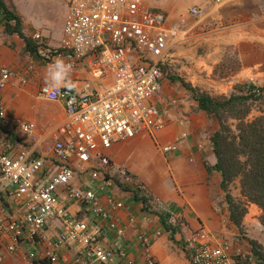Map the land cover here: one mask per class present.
Returning a JSON list of instances; mask_svg holds the SVG:
<instances>
[{"label":"built area","instance_id":"obj_1","mask_svg":"<svg viewBox=\"0 0 264 264\" xmlns=\"http://www.w3.org/2000/svg\"><path fill=\"white\" fill-rule=\"evenodd\" d=\"M160 0H67L61 36L56 45L46 43L39 32L31 35L32 58L17 68L0 57V89L11 78L26 83L38 64L47 67L62 57L91 77L81 85L60 86L53 93L47 84L38 95L61 101L65 118L54 132L51 144L37 153L35 139L15 151L4 148L0 132V194L7 195L14 210L0 213V262L24 243L28 264H132L129 243L115 210L124 202L113 185L126 188L142 205L141 221L152 217L166 226L168 234L182 224L180 213L154 197L147 185L124 165H116L107 150L114 142L162 130L165 112L180 100L163 93L164 70L173 43L181 39L185 16L203 18L205 5L219 6L228 0H205L191 5L179 22L168 24ZM250 81L252 77L248 78ZM0 124L33 135L35 125L8 115L0 99ZM179 142L160 147L174 153ZM78 210L72 212L70 205ZM134 219L129 218L128 225ZM55 228V233L49 229ZM113 233V246L103 239ZM160 229H138L134 245L145 264H157L151 253ZM238 238V237H237ZM236 238V240H237ZM190 264H257L251 252L233 250L223 236L205 226L181 239ZM132 244V243H130ZM73 255L63 259L61 251Z\"/></svg>","mask_w":264,"mask_h":264},{"label":"crops","instance_id":"obj_2","mask_svg":"<svg viewBox=\"0 0 264 264\" xmlns=\"http://www.w3.org/2000/svg\"><path fill=\"white\" fill-rule=\"evenodd\" d=\"M203 1L185 0L186 3H179L176 0H160L157 6L166 13L167 23L172 24L179 22L180 15L184 13L183 3L191 6ZM215 7L217 6H209L207 10L205 7L204 19L210 20L214 17L220 18L221 21L227 20L229 23L223 22L221 27L198 33L199 42H204L208 48L204 55H195V46H191V39L195 36L192 31L191 33L187 31L188 33L173 43L168 62L163 68L165 72L163 93L168 97L179 99L180 104L166 110L164 115L166 126L152 135L144 133L114 142L107 150L116 165L126 166L143 180L150 193L164 201L171 210L180 213L183 221L173 234H168L165 224L156 217H152L150 222L144 224L141 221L143 209L137 196L130 190L114 184L112 189L115 196L122 199L125 205L114 212L120 217L121 224L127 225L125 240L131 245L129 256L133 260L132 264H145L143 255L134 245L138 229L142 227L149 233H153L156 229L162 231L151 246V253L157 264H190L182 248L181 239L200 225L205 226L214 235L227 238L233 250L241 249L246 252H251V245L247 234L242 231L243 224L251 227V220L254 222L256 220L261 225L262 209L254 203L246 205V212L240 224L237 225L230 219V209L220 186L222 176L214 169L217 158L211 136L218 128V122L198 108L190 91L180 82L182 79L193 87L198 85L202 86L201 89H210L218 80L223 81V78L216 79L218 74L214 77L215 61L218 60V50H220L217 43L253 41L257 37L254 30L259 28L262 32L259 31L261 36L258 37H261L264 44L263 15L256 11L258 10L257 0H228L218 8ZM256 17H259L258 24L254 23ZM231 19H234L232 26ZM32 26L34 25L24 23L22 31L25 36L31 37ZM212 43L217 45L216 48L212 46ZM0 57L2 62L11 68L20 67L32 58L25 48L23 38L16 33L4 31V20L1 16ZM210 59L215 61L209 62ZM249 68V65H241L235 71L234 77ZM47 69L46 65L38 64L35 72L28 76L26 83H20L18 79L11 78L0 89V99L4 103L7 114L20 117L35 125L33 135H30L17 128L13 129L0 124L4 148L9 151L27 146L35 139L37 153L41 152L44 145L53 142L55 128L65 118L61 101L44 99L38 95L40 86L46 84ZM173 70L180 73L173 75L171 72ZM179 75L184 78H179ZM88 77L91 76L83 70L71 72L68 86L78 87L83 79ZM176 142L180 143L176 152L164 155L160 151L162 145ZM233 185L238 186V179L230 183L229 191L235 200H244L238 187L236 192L231 191ZM2 209L8 212L14 210L4 193L0 194V213ZM69 209L75 212L78 206L73 204ZM253 212H256V216L252 215ZM131 217L134 219L132 226L128 225ZM55 230V228L49 229V233H55ZM113 237V233L110 232L108 237L103 239V244L113 246ZM256 243L264 250L263 242L258 240ZM30 248L31 245L22 244L15 253L6 255L0 264H28L25 253ZM72 255L73 251L70 248L65 247L61 251L63 259H69ZM36 264L39 263L36 262ZM53 264L63 263L61 260Z\"/></svg>","mask_w":264,"mask_h":264},{"label":"trees","instance_id":"obj_3","mask_svg":"<svg viewBox=\"0 0 264 264\" xmlns=\"http://www.w3.org/2000/svg\"><path fill=\"white\" fill-rule=\"evenodd\" d=\"M0 16L4 20V31L18 34L23 38L25 48L32 52L31 38L25 36L22 31L21 17L11 10L4 0H0ZM180 82L190 91L198 108L218 122V128L211 136L217 158L214 169L222 176L220 186L230 209V219L235 224H240L246 212V205L254 203L262 209L260 222L264 226V116L246 120L249 112L246 107L247 101L255 96V92L264 90V87L259 89L249 86L248 94L232 92L228 96L214 97L182 79ZM237 178L244 200H235L229 191L230 183ZM249 243L257 264H264L262 246L253 240H249Z\"/></svg>","mask_w":264,"mask_h":264},{"label":"rangeland","instance_id":"obj_4","mask_svg":"<svg viewBox=\"0 0 264 264\" xmlns=\"http://www.w3.org/2000/svg\"><path fill=\"white\" fill-rule=\"evenodd\" d=\"M11 10L16 12L22 21V27L24 23H30L33 28L31 32L41 33L44 41L50 43L51 45H56L59 41L60 35L59 32L62 29V23L64 15L66 12L67 0H4ZM179 3L185 2V0H176ZM205 1V0H204ZM204 1L200 4H203ZM186 3V2H185ZM183 3V12H186V9L190 6L189 4ZM209 6L212 5L206 4V10ZM257 6L259 13H262L263 26H264V0H257ZM215 8H218L215 7ZM181 16V15H180ZM180 21V20H179ZM228 24L229 22L221 21L220 18H211L210 20H205L204 17L200 20H197L189 15L185 16V23L182 26L184 32L187 31L193 32L195 36L191 39V46H195L196 56L204 55L207 46L204 42H199L200 32L205 31L206 29H215L221 27L222 23ZM259 17H256L254 23L258 24ZM234 24V19H231L230 25ZM186 30V32H185ZM261 31L259 28H255L254 32L257 36L253 41L247 43L241 42H226V43H217L219 44L220 50L218 53V60L210 59L209 62L215 61V71L214 77L216 79H222L223 81L218 80L215 83V87L211 86L210 89H201L202 86L196 85L195 87L201 91L207 92L208 94L219 97V96H228L230 93H246L248 94V87L254 86L257 88L264 87V44L262 43ZM32 33V34H33ZM212 46L216 48L217 45L212 43ZM212 47V48H214ZM241 65H249L250 68L241 73L239 76L234 77V73ZM173 75H176L175 70L171 71ZM179 78H184L182 75L178 76ZM252 77L250 81L248 78ZM237 80V81H236ZM222 84H221V83ZM216 89L219 91H216ZM248 108V114L246 120H251L256 116H264V90H259L255 92V96H252L246 103ZM217 121V120H216ZM232 122V120L230 121ZM234 123V122H233ZM238 179V186H231V191L236 192L237 187L240 190V183ZM252 215L256 216V212H253ZM253 221V222H252ZM251 227L243 224L242 231L247 234L249 240H255L256 242L260 240L264 243V226L259 224L256 220H251ZM261 223V222H260Z\"/></svg>","mask_w":264,"mask_h":264},{"label":"clouds","instance_id":"obj_5","mask_svg":"<svg viewBox=\"0 0 264 264\" xmlns=\"http://www.w3.org/2000/svg\"><path fill=\"white\" fill-rule=\"evenodd\" d=\"M72 69L73 65L62 57L55 58L49 64L46 72V84L52 88L53 93L57 92L62 85L68 86Z\"/></svg>","mask_w":264,"mask_h":264}]
</instances>
